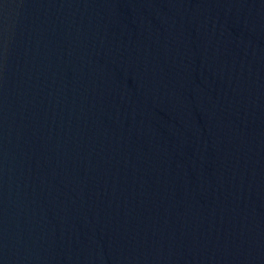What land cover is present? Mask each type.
<instances>
[{"label":"water","instance_id":"water-1","mask_svg":"<svg viewBox=\"0 0 264 264\" xmlns=\"http://www.w3.org/2000/svg\"><path fill=\"white\" fill-rule=\"evenodd\" d=\"M0 264H264V0L0 10Z\"/></svg>","mask_w":264,"mask_h":264}]
</instances>
